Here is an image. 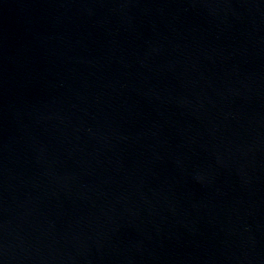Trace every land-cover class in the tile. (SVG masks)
I'll list each match as a JSON object with an SVG mask.
<instances>
[{
	"label": "water",
	"instance_id": "water-1",
	"mask_svg": "<svg viewBox=\"0 0 264 264\" xmlns=\"http://www.w3.org/2000/svg\"><path fill=\"white\" fill-rule=\"evenodd\" d=\"M0 264H264V0H0Z\"/></svg>",
	"mask_w": 264,
	"mask_h": 264
}]
</instances>
